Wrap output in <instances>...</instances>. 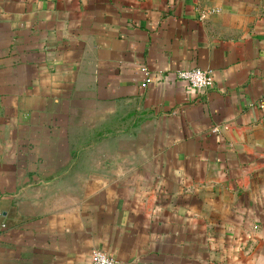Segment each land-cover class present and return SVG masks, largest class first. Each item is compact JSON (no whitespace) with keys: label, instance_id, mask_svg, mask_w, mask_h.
<instances>
[{"label":"crops","instance_id":"crops-1","mask_svg":"<svg viewBox=\"0 0 264 264\" xmlns=\"http://www.w3.org/2000/svg\"><path fill=\"white\" fill-rule=\"evenodd\" d=\"M262 102L264 0H0V264H264Z\"/></svg>","mask_w":264,"mask_h":264},{"label":"built area","instance_id":"built-area-1","mask_svg":"<svg viewBox=\"0 0 264 264\" xmlns=\"http://www.w3.org/2000/svg\"><path fill=\"white\" fill-rule=\"evenodd\" d=\"M178 76L187 80L193 88L197 89L211 87L214 84L213 69L210 67L196 66L180 69ZM261 105L264 106V103L262 102ZM214 130H217V127ZM91 258L93 264H123L119 259L100 248L92 249Z\"/></svg>","mask_w":264,"mask_h":264}]
</instances>
